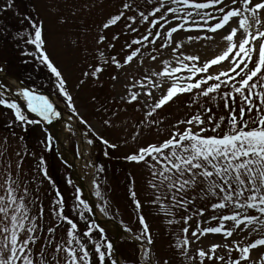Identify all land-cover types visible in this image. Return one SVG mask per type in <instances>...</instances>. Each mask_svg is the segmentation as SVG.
I'll return each instance as SVG.
<instances>
[{
    "label": "rangeland",
    "instance_id": "obj_1",
    "mask_svg": "<svg viewBox=\"0 0 264 264\" xmlns=\"http://www.w3.org/2000/svg\"><path fill=\"white\" fill-rule=\"evenodd\" d=\"M262 66L264 0H0V72L51 120L0 78V264L115 263L51 123L130 258L264 264Z\"/></svg>",
    "mask_w": 264,
    "mask_h": 264
},
{
    "label": "bare ground",
    "instance_id": "obj_2",
    "mask_svg": "<svg viewBox=\"0 0 264 264\" xmlns=\"http://www.w3.org/2000/svg\"><path fill=\"white\" fill-rule=\"evenodd\" d=\"M52 127L55 128L53 125H52ZM59 154H60V156H61L64 160H66V161H67L68 159H71V160H72V165H73V167H74L75 169H77V167L79 166V163H78V161L76 160V158H74V157L72 156V154L68 151V149H67V145L64 144V146H62V147L59 148ZM77 170H78V169H77ZM75 181L79 184L80 181H81L80 176L75 175ZM100 217H101V215L98 214V215H97V218L99 219ZM110 227H112L113 232L116 234V233H117V230H118L117 227L114 226V225H110Z\"/></svg>",
    "mask_w": 264,
    "mask_h": 264
}]
</instances>
